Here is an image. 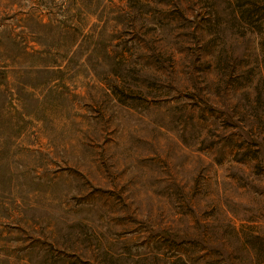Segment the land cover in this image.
Here are the masks:
<instances>
[{
    "label": "rangeland",
    "instance_id": "1",
    "mask_svg": "<svg viewBox=\"0 0 264 264\" xmlns=\"http://www.w3.org/2000/svg\"><path fill=\"white\" fill-rule=\"evenodd\" d=\"M0 264H264V0H0Z\"/></svg>",
    "mask_w": 264,
    "mask_h": 264
}]
</instances>
